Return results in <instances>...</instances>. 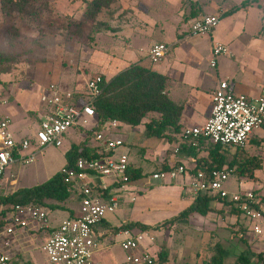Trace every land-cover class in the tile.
<instances>
[{
	"label": "rangeland",
	"instance_id": "1",
	"mask_svg": "<svg viewBox=\"0 0 264 264\" xmlns=\"http://www.w3.org/2000/svg\"><path fill=\"white\" fill-rule=\"evenodd\" d=\"M49 1L51 9L44 11L37 20H26L19 14L7 16L0 8V94L8 100L10 109L7 111L13 121L11 130L17 140L23 137L33 138L41 115L44 114L39 96L46 87L56 84L64 91L85 93L87 82L97 76L104 77L107 82L111 81L123 72L124 67H130L118 64L117 59L123 53L136 49L134 45H137V50L146 47L143 51L149 53L150 42L154 40L149 28L157 29L162 34L160 40L168 37L182 39L186 35L189 22L206 15L203 13L204 5L211 3L210 0H206L204 4L200 0H168L162 7L159 3L151 4L147 0H141L140 3L117 1L105 8L96 19L87 20L83 15L86 0ZM258 1L264 4V0H248V4ZM152 10L158 12L152 16L154 21L145 20L143 16L146 12L151 14ZM256 14L254 13V18ZM257 31L256 37L262 35L264 38L263 18ZM160 40L158 43L166 44ZM188 44L182 47L179 54L170 56L171 63L182 59L187 66L202 70L217 80H225L229 75L237 73L240 87L264 96V61L257 53L242 48L239 50L238 62L233 55L236 52L229 51L223 45L226 50L217 57V67L212 68L210 60L206 58L210 47L209 39H193ZM98 68L108 69L114 76L108 74L107 77L111 80H107ZM161 118V114L151 113L141 126L134 129L124 126L116 131L125 140V146L117 152H130L133 165L144 176L126 189L125 197L129 199L136 195L135 202L131 200L126 203V199L121 200L120 209L114 214H108L105 221L114 227L130 222L150 226L151 229L145 232L148 238L144 253L158 261V255L167 252L166 264H205L213 255L214 246L218 242L230 251L231 256L227 262L233 263L246 249V244L240 240L242 236L254 253H260L263 248L261 241L249 231H240L242 225L248 226L247 220L244 217L238 219L230 213L229 208L219 212L222 209L221 204L207 217L192 214L187 219L164 225L191 204L184 202L189 199L190 193L188 194L187 189L178 197V188L175 186L177 182L164 187L152 177L153 173L164 168L167 159H172L174 165L179 166L180 155L174 154L178 139L175 141L173 131L168 129L165 134V139L170 137L172 140L169 142L170 146L166 141L163 144L164 139L149 136L146 131V123L159 121ZM94 126L95 122L92 121L87 132L78 129L69 133L63 147H49L40 151L30 165L18 164L7 169L1 191L11 195L19 189L41 185L61 173L62 168L67 165L66 153L73 143H84L89 148L99 147L95 134L89 132ZM229 151L233 153V150ZM247 151L261 159L263 169L256 172L253 179L244 177L246 188L263 191L264 194V149L252 147ZM200 152H205L200 153V157L207 156L206 149ZM223 153L228 157V162L233 160L232 154ZM225 188L228 192L239 193L241 188L237 176L232 177ZM138 189H145L147 192L150 190V193L156 191L153 194L159 192L160 196L154 199L155 202L148 203L146 194H140ZM192 197L194 196L191 194ZM68 205L71 208L77 207V197L72 195ZM136 214L143 216L146 219L144 221L150 224L137 220L139 218L134 217ZM66 217L67 212L58 210L51 215L52 226L55 227ZM120 232L110 230L106 234L108 247L105 246L97 254L96 261L103 260L106 264L126 263L127 255L118 245L120 238L117 235ZM233 233H237V236L234 237ZM47 237L48 234L43 232L32 237L31 241L25 240L24 244L32 252L35 247L41 248ZM32 255L38 262L44 257L41 249L34 250Z\"/></svg>",
	"mask_w": 264,
	"mask_h": 264
},
{
	"label": "built area",
	"instance_id": "2",
	"mask_svg": "<svg viewBox=\"0 0 264 264\" xmlns=\"http://www.w3.org/2000/svg\"><path fill=\"white\" fill-rule=\"evenodd\" d=\"M221 15H204L193 19L189 36H210L221 23ZM226 48L215 44L212 49L211 66H217L219 57ZM170 52L167 44H155L148 53L151 64L161 63ZM103 78L97 76L87 82L85 93L64 91L59 85L51 84L40 93L44 114L33 138L16 139L8 113V100L0 94V192L7 169L18 164L30 165L40 151L49 147H63L69 133L75 130H89L96 119L95 101L102 95ZM95 122V121H94ZM96 127H93V129ZM122 127L118 121L105 125V130L95 133L99 146L97 157H78L73 167L62 168L61 174L69 184V191L77 197L78 206L74 218H65L52 226L51 211L34 204L6 205L0 203V264H103L95 260L106 246L103 234L96 232L108 214L116 213L121 206L126 189L131 185L129 175V153H118L125 146V140L111 137V130ZM179 144L174 150L180 152V145L200 147L205 141L224 147L245 148L254 140L264 149V96L251 99L237 95L228 81H221L212 93V110L209 119L202 126L187 128L179 135ZM258 148V147H257ZM258 148V149H259ZM204 147L199 148L203 151ZM184 165H172L167 171L152 175L161 183L182 184L194 198L198 194H212L240 205L249 231L261 241L264 255V197L253 189L246 188L245 179L238 180L241 190L231 193L226 183L233 177L228 166L212 171H197ZM4 195H9L8 193ZM109 197V198H108ZM132 200L135 201V198ZM43 232L48 237L41 248L29 252L24 244ZM118 245L126 253L125 264H152L153 258L144 253L147 233L138 229L121 231ZM106 246V247H105ZM41 249V262L34 259L33 251ZM30 259V260H29ZM33 259V260H32Z\"/></svg>",
	"mask_w": 264,
	"mask_h": 264
},
{
	"label": "trees",
	"instance_id": "3",
	"mask_svg": "<svg viewBox=\"0 0 264 264\" xmlns=\"http://www.w3.org/2000/svg\"><path fill=\"white\" fill-rule=\"evenodd\" d=\"M116 2L117 0H92L86 2L83 15L87 20H94L105 8L110 7ZM247 3H243L242 7L246 6ZM51 7L49 0H0L1 12L4 15L14 16V14H19L20 17L26 20L39 19L41 14L46 10H50ZM239 9L235 8L233 10L237 11ZM102 78L103 93L94 104L97 114L94 120L96 127L89 132H93L94 134L96 132H102L105 130V125L112 121H118L122 126L134 129L141 126L149 114L158 113L162 115L161 120L151 121L146 123V125L144 124L148 135L165 139L166 131L171 129L175 136V141L177 140V136L181 133L179 121L183 108L175 104L168 96V88L170 86L168 77L138 64H133L109 82L104 77ZM75 94L81 95L83 93L76 92ZM167 140L168 142L172 141L170 137H167ZM177 141L179 142V139ZM259 145V142L252 140L245 148H231L219 144L213 145L203 140L200 142V147L198 148L188 146L186 142L182 143L180 145V152L195 160L196 167L193 171L194 173L201 170H219L228 166L234 172L233 177L236 178L237 176L238 180L244 177L253 179L255 178V173L263 169V162L259 157L250 155L247 150L252 147L258 149ZM201 147L207 150V156H199V148ZM229 150H233V153ZM98 151L99 147L89 148L84 143L79 145L73 143L66 153L67 165L65 168L69 169L73 167L78 157H97ZM223 152L232 154L233 160L228 162V157ZM169 168L166 164L160 171H167ZM129 175L131 184L144 176L139 168H135L131 157ZM71 197L72 194L69 191V184L65 181V177L61 173H58L41 185L29 189H19L11 195L6 196L1 191L0 203L6 205L34 204L49 209L52 215L57 213L58 210H61L67 212L68 217L66 218H74L75 210L71 206H67L71 202ZM220 204L222 205V209L219 212L222 213L226 208H229L230 213L238 219L243 217V210L240 205H235L209 193L198 194L187 209L169 221H166L164 225L187 219L192 214L207 217ZM136 228L142 232L151 229L150 226L132 222L114 227L104 220L101 225L96 226L95 230L103 234V238H105L110 230L119 232ZM240 231L241 233H246L247 227L242 225ZM233 236L236 237L237 233H233ZM240 240L246 244V249L233 263L227 262L231 256L230 251L218 242L214 246L213 255L205 264H264L263 253H254L249 247V244L246 243L244 236ZM167 262L168 253L162 252L158 255V261L153 259L152 264H166Z\"/></svg>",
	"mask_w": 264,
	"mask_h": 264
},
{
	"label": "crops",
	"instance_id": "4",
	"mask_svg": "<svg viewBox=\"0 0 264 264\" xmlns=\"http://www.w3.org/2000/svg\"><path fill=\"white\" fill-rule=\"evenodd\" d=\"M90 1L92 0H86V2H90ZM117 1L124 2L125 0H117ZM171 1L176 2V0H171ZM200 1L203 4L206 2V0H200ZM210 1L211 3L208 4L207 6L204 5L203 13L206 15H221V18L223 17L219 27L215 29L214 32L210 36H206V37L205 36H201V37L189 36L192 20L189 22L186 35L182 39H177L175 37H172V38L168 37V39L166 38L165 40H160L162 39L160 38L162 37V34L159 33L157 29L151 30V28H149L152 34V37H154V40L150 42V48L155 44H160L158 43V40H160V42H165L170 47L169 54L166 56V58L161 63L157 65L151 64L148 59V54L143 51L145 50L146 47L141 50H137V45H134L136 49L129 50L127 53H123L117 59L118 64H121L122 66L124 65L131 66L133 64H138L144 68L150 69L152 71H155L169 78L170 86L168 88V96L175 104H178L182 106L183 108L182 116L179 121L180 132L183 131L184 129L202 126L206 123V121L209 119L211 115L212 93L218 87L221 81H228L231 89L237 95H243L251 99H255V98H259L263 96L262 93H257L254 90H248L245 88L243 89L242 87H240L238 83L237 73L229 75L225 80H222V79L217 80L216 78L209 77L208 74H206L202 70L192 69L190 66H187L185 64V61L182 59L178 60L179 62L176 60L172 63L170 62V58L179 54L184 45H186L187 43L190 44V40H193V39L204 40L205 38L209 39V44H210L209 52L206 57L207 59L210 60L209 62H211L212 49L215 44H222L224 46H227L229 51L232 52L233 50L234 52H236V54H233L235 58H237L236 61L240 60L239 50H242V48H245L246 50L250 52L257 53L258 56L262 58V61H264V38L262 35H260L259 38L256 37L258 36L257 30L262 25V18L264 19V8H263L264 4L262 3V1H258L255 4L247 3L246 6L244 7H242L243 3L248 2V0H210ZM130 2L140 3L142 1L141 0H130ZM147 2L151 4L159 3L163 7V5L167 4L168 0H147ZM235 8H240V9L237 11H234L233 9ZM156 13L158 12L154 10L151 11V14L146 12L143 18L145 20L148 19L149 21L152 22L154 21L152 20V16L156 15ZM254 13H257L256 18L253 17ZM155 36L157 38H155ZM238 62L237 64H240ZM210 67H212L211 64H210ZM212 68H215V67H212ZM126 69L127 68L124 67L122 70L124 71ZM98 71L104 76H106L107 80H111L107 77L108 74H112L110 73V70L108 71V69L105 70V68H98ZM117 74H119V72ZM123 127L124 126L120 128H123ZM118 129L111 130L109 135L111 137L121 138V134L116 133ZM179 135L177 136V139H179L180 137ZM165 141L167 145L170 146L167 139H164L163 144L165 143ZM179 143L180 142H178V144ZM178 144L175 143V146L177 147ZM127 153H129L130 155V152H127ZM200 153L203 154L205 152H200ZM177 155H180L179 160H178L179 165H184L190 170L196 167V162L192 157L187 156L181 152H179ZM166 163L169 167L174 165V162L172 159H167ZM259 172L261 171H258V173ZM162 185L164 187L168 186L167 184H164V183H162ZM175 186H177L178 188V197H181V195L184 192L182 184L177 182V185ZM149 191L147 192L145 189H138V192H140V194L142 193L146 194L145 199L148 203L155 202L154 199L156 200L158 199V196H160L159 192L156 194H153L156 191L155 192L152 191L151 192L153 194V197H152V194ZM160 192H163V191H160ZM257 192L262 194L264 197L263 191H257ZM189 193L190 191H188V194ZM131 198H136V195L132 196ZM131 198L127 199V196L125 197L124 195L123 200L126 199V203H128L132 200ZM188 198L189 199L184 200V202L191 204L194 199V197L191 198V193L189 194ZM73 209L75 210L77 209V207L75 208L73 207ZM134 217L139 218L137 220H140L141 222H144L145 224H150L148 223V221H144L146 219H144L143 216L136 214V216ZM98 262L106 264L103 260H100Z\"/></svg>",
	"mask_w": 264,
	"mask_h": 264
}]
</instances>
